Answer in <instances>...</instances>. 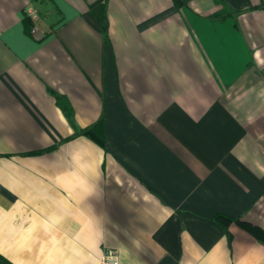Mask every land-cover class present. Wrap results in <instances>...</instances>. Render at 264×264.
Wrapping results in <instances>:
<instances>
[{"label": "crops", "instance_id": "obj_1", "mask_svg": "<svg viewBox=\"0 0 264 264\" xmlns=\"http://www.w3.org/2000/svg\"><path fill=\"white\" fill-rule=\"evenodd\" d=\"M95 1L0 0V256L264 264V0Z\"/></svg>", "mask_w": 264, "mask_h": 264}, {"label": "trees", "instance_id": "obj_2", "mask_svg": "<svg viewBox=\"0 0 264 264\" xmlns=\"http://www.w3.org/2000/svg\"><path fill=\"white\" fill-rule=\"evenodd\" d=\"M90 9H91V13H93L95 15V17L97 18L98 22H99V26H101L102 28V32L104 34L105 37H108L109 35V20H108V13L106 10V6L105 4L98 0L93 2L90 5ZM222 17V16H221ZM27 21V20H26ZM26 24V29L29 30L31 29V23L30 20H28L27 22H25ZM56 98L58 99V103L59 105L62 106V108L64 109V111L66 112V114L68 115V118L73 119V111L71 109V107L69 105H66L65 102L62 100V96H60L59 94H56ZM102 118L95 124L90 125L86 128L83 129H79V131L75 132L73 134V136L82 134V135H87L89 137H95L96 134H100L99 131L101 130L100 128H102ZM215 219L218 220L222 225H227L228 223L231 222H236L239 225H241V227H246L247 230L251 231L253 234H255L258 237V240H262L264 241V230L256 227L250 223H245L243 222L240 218H234L231 217L229 215H224V214H216ZM0 263L1 264H12L9 261H6L4 258H2V256H0Z\"/></svg>", "mask_w": 264, "mask_h": 264}, {"label": "built area", "instance_id": "obj_3", "mask_svg": "<svg viewBox=\"0 0 264 264\" xmlns=\"http://www.w3.org/2000/svg\"><path fill=\"white\" fill-rule=\"evenodd\" d=\"M27 13V16H29L33 22H36L38 18V10L33 6H29V8L27 9ZM37 32L38 29L36 28V26L32 27V33L36 34ZM119 257V250L115 248H110L104 253L103 257L101 258L102 264H120Z\"/></svg>", "mask_w": 264, "mask_h": 264}, {"label": "rangeland", "instance_id": "obj_4", "mask_svg": "<svg viewBox=\"0 0 264 264\" xmlns=\"http://www.w3.org/2000/svg\"><path fill=\"white\" fill-rule=\"evenodd\" d=\"M31 30V32H32V29H30ZM33 34V33H32Z\"/></svg>", "mask_w": 264, "mask_h": 264}]
</instances>
